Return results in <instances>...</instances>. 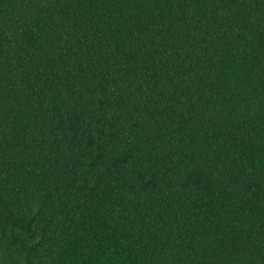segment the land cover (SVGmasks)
I'll return each mask as SVG.
<instances>
[{
    "label": "trees",
    "instance_id": "16d2710c",
    "mask_svg": "<svg viewBox=\"0 0 264 264\" xmlns=\"http://www.w3.org/2000/svg\"><path fill=\"white\" fill-rule=\"evenodd\" d=\"M0 264H264V0H0Z\"/></svg>",
    "mask_w": 264,
    "mask_h": 264
}]
</instances>
